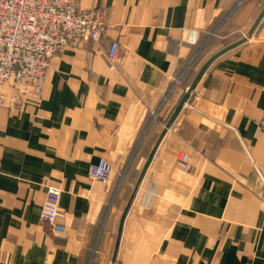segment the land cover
Wrapping results in <instances>:
<instances>
[{
    "label": "crops",
    "instance_id": "crops-1",
    "mask_svg": "<svg viewBox=\"0 0 264 264\" xmlns=\"http://www.w3.org/2000/svg\"><path fill=\"white\" fill-rule=\"evenodd\" d=\"M109 10L99 43L49 62L41 95L0 105V264H110L122 212L204 62L242 38L264 0H78ZM120 43L119 61L107 51ZM264 17L209 67L161 141L125 220L116 264H264ZM190 157L191 170L179 163ZM101 158L108 184L90 176ZM61 189L54 236L40 221Z\"/></svg>",
    "mask_w": 264,
    "mask_h": 264
},
{
    "label": "built area",
    "instance_id": "built-area-1",
    "mask_svg": "<svg viewBox=\"0 0 264 264\" xmlns=\"http://www.w3.org/2000/svg\"><path fill=\"white\" fill-rule=\"evenodd\" d=\"M108 18V9H81L78 0H0V105L5 102L7 85L17 88L9 102L11 107L23 104L31 91L41 95L50 59L89 41L99 43L109 29ZM119 50V41L113 40L107 51L111 69L117 67ZM258 127L264 133V115ZM179 163L186 171L191 170L188 154L182 153ZM112 171L105 158L89 170L94 180L104 184L110 182ZM61 194L60 188L47 186L40 221L54 236L63 238L67 229L58 221L64 216Z\"/></svg>",
    "mask_w": 264,
    "mask_h": 264
},
{
    "label": "water",
    "instance_id": "water-1",
    "mask_svg": "<svg viewBox=\"0 0 264 264\" xmlns=\"http://www.w3.org/2000/svg\"><path fill=\"white\" fill-rule=\"evenodd\" d=\"M264 17V6L262 7L260 13L258 14L257 18L254 20L253 24L251 25V27L248 29V31L245 33V35L238 39L237 41L223 47L222 49H220L219 51H217L216 53H214L212 56H210L205 62L204 64L201 66V68L198 70V72L196 73L195 77L193 78V80L191 81V83L188 85V87L185 90V93L183 94L182 98L180 99V101L178 102V104L176 105V107L174 108L173 112L171 113L164 129L162 130L157 142L155 143L152 151L150 152L143 168L141 171V174L139 176V179L134 187V190L122 212L120 221H119V225H118V231H117V235H116V240H115V244H114V249H113V253H112V257L110 260V264H116L117 263V257H118V253H119V248H120V244H121V239H122V234H123V228H124V224H125V220L127 218V215L131 209L132 203L135 199L136 193L143 181V178L155 156V153L161 143V141L163 140V138L165 137L166 133L168 132V129L173 125V123L175 122V120L177 119L178 115L180 114V112L182 111V109L185 107V105L187 104V102L189 101L190 97L192 96V94L194 93L196 87L198 86V84L200 83L202 77L204 76V74L207 72V70L209 69V67L213 64V62L215 60H217L219 57H221L223 54L227 53L228 51H230L231 49L242 45L243 43H245L253 34L254 32L257 30V28L260 25L261 20Z\"/></svg>",
    "mask_w": 264,
    "mask_h": 264
},
{
    "label": "rangeland",
    "instance_id": "rangeland-1",
    "mask_svg": "<svg viewBox=\"0 0 264 264\" xmlns=\"http://www.w3.org/2000/svg\"><path fill=\"white\" fill-rule=\"evenodd\" d=\"M5 96H6V94H5Z\"/></svg>",
    "mask_w": 264,
    "mask_h": 264
}]
</instances>
